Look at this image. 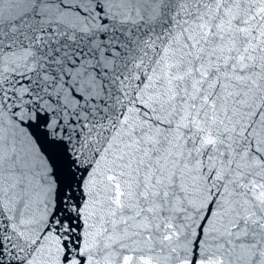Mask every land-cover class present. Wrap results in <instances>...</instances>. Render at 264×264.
<instances>
[{
  "label": "snow or ice",
  "instance_id": "1",
  "mask_svg": "<svg viewBox=\"0 0 264 264\" xmlns=\"http://www.w3.org/2000/svg\"><path fill=\"white\" fill-rule=\"evenodd\" d=\"M0 264H264V0H0Z\"/></svg>",
  "mask_w": 264,
  "mask_h": 264
}]
</instances>
